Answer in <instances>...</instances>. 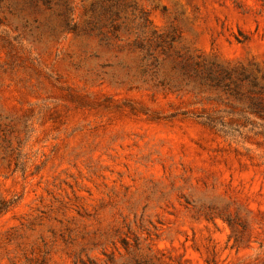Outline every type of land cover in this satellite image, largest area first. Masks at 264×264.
Masks as SVG:
<instances>
[{"label":"rangeland","instance_id":"rangeland-1","mask_svg":"<svg viewBox=\"0 0 264 264\" xmlns=\"http://www.w3.org/2000/svg\"><path fill=\"white\" fill-rule=\"evenodd\" d=\"M263 77L264 0H0V264H264Z\"/></svg>","mask_w":264,"mask_h":264},{"label":"trees","instance_id":"trees-1","mask_svg":"<svg viewBox=\"0 0 264 264\" xmlns=\"http://www.w3.org/2000/svg\"><path fill=\"white\" fill-rule=\"evenodd\" d=\"M219 72H220L219 76H216L214 72H209L208 75H206L207 82L213 84V87H218V88L221 87V88L229 89V85H230L229 82H231L233 79L232 73L228 71V69H224V68H220ZM240 78L243 81H247V80L252 81L254 88H257L259 86L258 77L246 71H242ZM262 79L264 80V77ZM208 123H210V125H214L215 127L221 126L222 133L226 134L227 136L232 135L233 132H238L239 129L234 127H228L223 120L213 121L212 119H208Z\"/></svg>","mask_w":264,"mask_h":264}]
</instances>
